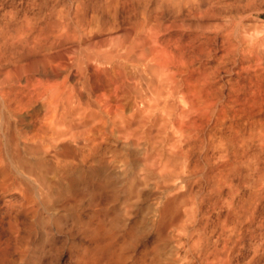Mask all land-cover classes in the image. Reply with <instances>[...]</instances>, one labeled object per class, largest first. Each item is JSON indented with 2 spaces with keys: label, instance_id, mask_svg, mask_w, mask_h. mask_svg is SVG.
<instances>
[{
  "label": "bare ground",
  "instance_id": "obj_1",
  "mask_svg": "<svg viewBox=\"0 0 264 264\" xmlns=\"http://www.w3.org/2000/svg\"><path fill=\"white\" fill-rule=\"evenodd\" d=\"M234 7L0 0V264H264V27Z\"/></svg>",
  "mask_w": 264,
  "mask_h": 264
},
{
  "label": "rangeland",
  "instance_id": "obj_2",
  "mask_svg": "<svg viewBox=\"0 0 264 264\" xmlns=\"http://www.w3.org/2000/svg\"><path fill=\"white\" fill-rule=\"evenodd\" d=\"M234 4L235 13L244 18H251L264 27V0H230ZM220 17L216 22H221Z\"/></svg>",
  "mask_w": 264,
  "mask_h": 264
}]
</instances>
